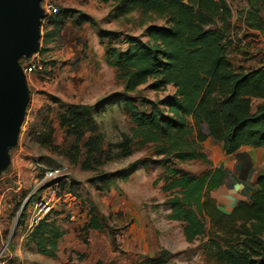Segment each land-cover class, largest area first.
I'll return each mask as SVG.
<instances>
[{
  "label": "rangeland",
  "instance_id": "obj_1",
  "mask_svg": "<svg viewBox=\"0 0 264 264\" xmlns=\"http://www.w3.org/2000/svg\"><path fill=\"white\" fill-rule=\"evenodd\" d=\"M44 1L57 7L55 17L64 27L46 44V31L54 29L49 21L42 24L38 53L20 61L31 101L11 166L0 178V264H154L164 251L170 254L167 264H217L205 255L211 223L206 221L199 240L187 243L184 224L169 220L171 207L162 192L167 168L200 176L209 167L198 161L161 167L151 147H135L129 157L117 148L133 128L125 99L135 100L144 112H150L146 101L167 110L176 88L155 91L151 80L126 92L107 51L127 52L129 38L149 43L150 30L166 28L167 22L139 11L121 15L113 0ZM226 1L235 13L232 28L239 43L247 32L240 17L252 0ZM75 17L91 24L78 28ZM230 59L246 66L248 55L233 52ZM70 106L99 109L95 134L81 140L68 135L61 119ZM89 140H100L96 151H89ZM45 169H60L65 177L43 185ZM36 192L53 203L43 221L59 232L55 258L39 254L30 240L37 227L31 226Z\"/></svg>",
  "mask_w": 264,
  "mask_h": 264
},
{
  "label": "trees",
  "instance_id": "obj_2",
  "mask_svg": "<svg viewBox=\"0 0 264 264\" xmlns=\"http://www.w3.org/2000/svg\"><path fill=\"white\" fill-rule=\"evenodd\" d=\"M113 1L121 15L139 11L143 17L155 16L168 24L166 28H152L149 43L129 38L131 48L127 52L116 48L107 51L108 63L118 71L126 92H134L151 80L155 91L176 88L167 110L146 101L150 112H144L135 100L125 99L124 109L133 128L131 136L117 146L121 156H131L135 147H151L161 158V167H169L173 161L211 166L202 147L208 138L221 144L227 155L245 147H264V68L232 63L231 53L243 56V48L232 40V12L226 0ZM73 19L78 28L91 24L86 18ZM48 21L54 30L46 31V44L64 27L63 19L55 15ZM257 99L262 103L254 111ZM98 110L67 107L61 124L69 136L81 140L97 131L94 115ZM99 143L89 140V151H96ZM238 158L243 163L239 175L245 179L251 165L246 155ZM166 175L162 192L171 207L169 220L184 224L187 243L199 240L209 221L214 232L205 245L206 257L217 264H264V174L259 176L258 190L250 201L239 203L231 214L219 210L211 197L227 177L222 168H208L200 176L167 168ZM58 237L54 225L42 221L30 240L39 254L55 258ZM169 256L164 251L151 263L167 264Z\"/></svg>",
  "mask_w": 264,
  "mask_h": 264
},
{
  "label": "water",
  "instance_id": "obj_3",
  "mask_svg": "<svg viewBox=\"0 0 264 264\" xmlns=\"http://www.w3.org/2000/svg\"><path fill=\"white\" fill-rule=\"evenodd\" d=\"M44 0H0V178L11 166L31 94L20 64L40 49Z\"/></svg>",
  "mask_w": 264,
  "mask_h": 264
},
{
  "label": "crops",
  "instance_id": "obj_4",
  "mask_svg": "<svg viewBox=\"0 0 264 264\" xmlns=\"http://www.w3.org/2000/svg\"><path fill=\"white\" fill-rule=\"evenodd\" d=\"M252 0L251 4H246V15L240 17L243 20L246 35L236 42L233 34L232 40L235 46L243 48V56L248 55L246 68L257 69L264 68V0ZM232 12V24L235 13L230 4ZM240 56V55H239ZM244 66V65H240ZM262 103V100H254L253 109ZM205 133L206 129L203 128ZM203 153L207 156L213 169L222 168L226 172V179L221 187L211 193L219 210L225 214H231L239 203L249 202L251 196L258 190L257 180L264 174V147L262 148H242L234 155H227L223 146L212 138H208L203 143ZM240 155H246L251 165L245 179L240 178L238 168L243 167V163L238 158Z\"/></svg>",
  "mask_w": 264,
  "mask_h": 264
},
{
  "label": "built area",
  "instance_id": "obj_5",
  "mask_svg": "<svg viewBox=\"0 0 264 264\" xmlns=\"http://www.w3.org/2000/svg\"><path fill=\"white\" fill-rule=\"evenodd\" d=\"M42 8L45 13V19L43 21V24H45L48 19L52 18L58 13L57 7L52 3H47L46 1L43 2ZM41 174V183L43 185H47L48 183L58 181L65 177L64 172L60 169H45L42 171ZM32 195L34 196V212L31 221V226L36 227L51 213L53 209V203L51 200H47L45 197H37V192Z\"/></svg>",
  "mask_w": 264,
  "mask_h": 264
}]
</instances>
